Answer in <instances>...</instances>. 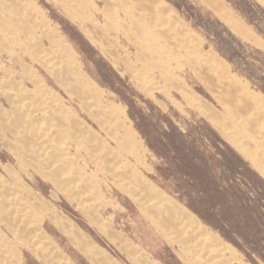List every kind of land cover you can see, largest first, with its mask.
Returning <instances> with one entry per match:
<instances>
[{
    "label": "rangeland",
    "instance_id": "rangeland-1",
    "mask_svg": "<svg viewBox=\"0 0 264 264\" xmlns=\"http://www.w3.org/2000/svg\"><path fill=\"white\" fill-rule=\"evenodd\" d=\"M138 2L150 15L145 30L133 21L143 16ZM17 3L27 5L28 22L17 19L33 21V37L19 27L24 49L0 31V76L27 88L19 95L29 101V122L48 131L51 144L33 154L36 143L27 150L0 121V183L8 190L0 187V200L26 214L52 264H264V171L252 155L254 129L264 127V110L255 108V101L264 105V0ZM40 55L83 84L86 98L66 92ZM12 59L33 69L43 91ZM243 101L254 121L251 138L231 129L240 131L226 111ZM10 108L0 96V109ZM142 183L152 187L147 200ZM165 196L203 252L151 216L155 204L167 209ZM1 211L0 264H51ZM205 250L210 261L198 263Z\"/></svg>",
    "mask_w": 264,
    "mask_h": 264
},
{
    "label": "bare ground",
    "instance_id": "bare-ground-1",
    "mask_svg": "<svg viewBox=\"0 0 264 264\" xmlns=\"http://www.w3.org/2000/svg\"><path fill=\"white\" fill-rule=\"evenodd\" d=\"M107 1V0H106ZM120 1V0H119ZM140 1V0H139ZM104 2V1H103ZM133 2V1H132ZM8 3V2H7ZM108 3V8L109 10L112 9L111 5L109 4L110 2H107ZM3 4V3H2ZM21 4V2L19 3ZM18 3H17V0H10V3H8V8H2L0 9V31H4V32H7V34H12L13 35V39H14V42L18 43L19 45H22V47L20 46V48H24L26 49V46L25 44H22V43H19L18 42V35H17V32L20 31L19 27L21 26V29L24 28L25 32H26V38H31L32 39V33H33V30H32V27L30 26L31 24H34V23H30L25 25V26H22L23 24H21V21L19 20V18L17 19L18 15L20 17L21 20L24 19V21L26 22L27 21V18L25 19V17H27V15H29L27 12L28 10L26 11V7L25 5L23 6H20ZM30 4V3H29ZM76 4V2H75ZM22 5V4H21ZM118 6V5H117ZM10 7H12L10 9ZM95 7V6H94ZM107 7V6H106ZM136 7H139V10L142 13L143 16H140L139 18H137L136 20H133L135 24H139L141 23L142 24V28L145 30L147 28V23L145 20L148 19L147 16H150L148 15V9L144 10L143 8V5H141V3L138 2V5ZM107 8V9H108ZM74 9V8H73ZM114 9H112L113 11ZM139 10H136V11H139ZM73 11V10H72ZM107 11V10H106ZM116 11V10H114ZM68 12V11H67ZM74 12V11H73ZM77 12V11H76ZM111 12V10H110ZM103 13V12H101ZM132 13V12H131ZM77 14V13H76ZM113 14V13H112ZM12 15V16H11ZM37 15V14H36ZM81 15V14H80ZM135 15V14H134ZM39 16V15H38ZM71 16L72 17H75L72 13H71ZM146 16V18H145ZM30 17V15H29ZM109 17V16H108ZM111 17V16H110ZM33 18V17H32ZM78 18V17H77ZM80 18V17H79ZM78 18V19H79ZM117 18V17H116ZM82 19V18H81ZM30 20V19H29ZM116 20V19H115ZM28 22V21H27ZM26 22V23H27ZM33 22V21H32ZM94 22V21H93ZM115 22V21H114ZM42 23V22H41ZM92 23V22H91ZM82 24V28H84L86 30V27L83 23ZM88 24V23H87ZM90 24V23H89ZM88 24V25H89ZM44 25V24H43ZM43 25H39V29L41 30V34L44 35L45 37H47L48 39H50V35H48L47 33V30L46 28L43 26ZM149 29H151L149 27ZM6 30V31H5ZM50 31V30H49ZM1 33V32H0ZM35 33V32H34ZM145 33V31H144ZM6 35V34H5ZM7 35V36H8ZM10 35V36H12ZM22 35V34H21ZM25 35V34H24ZM9 37V36H8ZM137 37V36H136ZM5 38V37H4ZM151 39V37H149ZM155 38V37H154ZM51 41H52V38H51ZM154 41V40H153ZM152 41V42H153ZM4 42V41H3ZM52 43V42H51ZM3 44V43H2ZM4 45V44H3ZM52 45V44H51ZM7 46V45H6ZM33 46V45H32ZM36 46V44L34 45ZM42 46V45H41ZM47 46V45H46ZM51 47V46H50ZM58 47V46H57ZM146 47V46H145ZM32 48V47H31ZM35 48V47H34ZM37 48V46H36ZM56 48V47H54ZM40 49V48H39ZM40 51V50H39ZM38 51V52H39ZM43 52V51H41ZM49 52V51H48ZM58 52V51H57ZM66 52V51H65ZM40 54V53H39ZM47 54V53H45ZM49 55V54H48ZM161 55V54H160ZM42 55H40L41 57ZM59 56V55H58ZM57 56V57H58ZM15 57V56H14ZM15 59H17L15 57ZM15 59H12V60H15ZM59 59V58H58ZM11 60V61H12ZM38 60V59H37ZM40 62L43 63V65H45V67L49 70H51V74L53 75V77L55 78V80L59 83H61V85L64 87V89L66 90V92H69V93H72L74 95H77L78 97H80L81 99H84V97L86 95H84V89H82V87L84 86H81L80 84H76L75 81L71 82L70 80H68V78L63 75L64 72L62 73L61 70H60V67L59 65L57 64L58 62L57 61H53V60H50V61H47L48 60V57H47V60L45 59V56H42L41 59H39ZM161 60V59H160ZM20 61V60H19ZM18 60H15V62H19ZM64 61V60H63ZM57 62V63H56ZM61 63V62H60ZM64 63V62H63ZM2 64V63H0ZM20 64V67H21V70H22V74L20 75L21 77L25 78L26 76L29 77V79L35 84L34 86H36V88L39 90H42L44 88L41 89V86H40V83H39V80H37L38 78L35 79L34 75L32 74V70L30 71V68L28 66H26V64H24L22 61L19 62ZM1 66V65H0ZM63 66V65H62ZM164 69V68H163ZM166 71V70H165ZM8 74V73H7ZM65 74H68V73H65ZM18 75V74H17ZM146 76V75H145ZM69 77V76H68ZM70 78V77H69ZM143 78V79H142ZM142 80L146 81L147 78L144 77V75H142ZM26 80V79H25ZM7 82V81H6ZM41 82V81H40ZM23 83V82H22ZM75 83V84H73ZM79 83H82V82H79ZM8 84H5V79H3V77L0 76V96H4L6 101L9 103L10 105V110L9 111H5V110H1L0 109V121L1 122H6L9 124V130L10 133H12V135L14 134L17 138V140L20 142L19 144H23L25 146V148L29 149L31 151L32 149V153H36L38 152V150H42L43 147H41V145H43V143H45L46 141H48V143L50 142V139L47 138V132L46 131H43V130H38V128H36L33 123L29 122L30 120L28 119V111H27V108L25 107V103L24 101L27 100V97H23L21 95H19V90H23V93L25 92L28 93V90L27 88H23L21 87L20 85H12L11 87L7 86ZM49 88V87H48ZM47 89V88H46ZM39 90V91H40ZM49 90V89H48ZM30 91V90H29ZM50 91V90H49ZM32 92V91H31ZM36 92V90H35ZM45 92V91H44ZM30 93V92H29ZM33 93V92H32ZM30 93V94H32ZM46 93V92H45ZM27 96V94H26ZM35 96V95H33ZM29 97V96H28ZM53 98V97H52ZM86 98V97H85ZM95 98V97H94ZM44 99V98H43ZM96 99V98H95ZM234 99H239V98H234ZM88 100V98H87ZM28 101V100H27ZM35 101V100H34ZM32 101V102H34ZM37 101V100H36ZM40 101V100H39ZM58 101V100H57ZM29 102V101H28ZM51 102V101H49ZM55 102V101H54ZM90 103V102H89ZM43 104V103H42ZM3 106V105H2ZM37 106V105H36ZM39 106V105H38ZM28 107V106H27ZM32 107V110H33V106ZM42 107V105H41ZM44 107V106H43ZM47 107V106H46ZM3 108V107H2ZM30 108V107H29ZM28 108V109H29ZM45 108V107H44ZM48 108V107H47ZM255 108H259V109H262L264 110V105L263 104H260V103H257L255 101ZM6 109V108H5ZM43 109V108H41ZM106 109V108H105ZM45 110V109H44ZM36 111V110H34ZM226 111H227V114H228V117L229 115L233 118L231 119V122L237 126L239 128L240 131L236 130L235 127H232L231 129H234L235 131L238 132L239 136L240 137H245V138H251L250 136V132H251V129H250V123H253V118L251 119H246V117H248L250 115V104L248 102H244L243 101V104L239 105L237 104L234 108H233V111L230 112V110H228V108H226ZM93 112V111H92ZM105 112H107L105 110ZM109 112V111H108ZM37 113V112H36ZM35 113V114H36ZM88 113V112H87ZM89 114V113H88ZM34 115V113H33ZM32 115V116H33ZM51 115V114H49ZM112 116V115H111ZM210 116V115H209ZM72 117V115H71ZM38 118V117H37ZM49 119V118H48ZM72 119V118H71ZM101 119V117H100ZM41 120V119H40ZM245 121L246 123H248L247 127H243L242 126V122ZM36 122V121H34ZM36 124V123H35ZM102 124V123H101ZM254 124V123H253ZM37 125V124H36ZM52 126V125H51ZM58 126V125H57ZM45 128V127H44ZM51 128V127H50ZM48 128V129H50ZM20 129V130H19ZM243 129H245L246 131L244 132ZM65 131V130H64ZM75 131V130H74ZM254 132L258 133V135L255 137V138H259V139H255L254 143L255 145L258 147V149L252 154L255 158H256V161L257 163H259L261 166V169L264 171V138H262V132H264V127L262 125L259 124V126L256 127V129H254ZM5 134V133H4ZM52 134V133H51ZM67 134V133H66ZM73 135V134H72ZM54 136V135H53ZM68 137V136H67ZM78 137V136H77ZM83 137V136H82ZM64 138V137H63ZM253 138V137H252ZM52 140V139H51ZM65 142V141H64ZM83 142V141H82ZM33 143L36 145H38V147L35 145L32 147ZM63 143V142H62ZM68 143V142H67ZM51 144V143H49ZM48 144V145H49ZM65 144V143H64ZM5 145V144H4ZM45 146V145H43ZM53 146V145H52ZM32 147V148H31ZM47 147V145H46ZM46 147L44 149H46ZM49 147V146H48ZM24 148V147H23ZM31 148V149H30ZM27 149V150H28ZM48 150V149H47ZM24 151V150H22ZM27 152V151H25ZM65 152V151H64ZM257 152V153H256ZM31 153V152H30ZM46 153V152H45ZM49 153V152H48ZM32 154V155H33ZM39 154V153H38ZM37 154V155H38ZM23 155V154H22ZM53 155V154H52ZM61 155V154H60ZM68 155V154H66ZM94 155V154H93ZM41 156V155H40ZM32 157V156H31ZM48 157L49 154H48ZM47 157V158H48ZM56 157V156H55ZM69 157V155H68ZM72 157V156H71ZM37 158V156H36ZM34 158V160L36 159ZM42 158V156L40 157ZM65 158V156H64ZM32 159V158H31ZM53 159L54 156H53ZM68 159V158H67ZM43 160V158L41 159ZM54 162L52 163H56L55 161L56 160H53ZM72 161V160H71ZM70 162V161H69ZM72 164V163H71ZM52 165V164H50ZM54 166V165H53ZM68 166V165H67ZM51 167V166H50ZM46 168V167H45ZM53 168V167H52ZM54 168H56V166H54ZM53 168V169H54ZM59 168V167H58ZM61 168V167H60ZM64 169V168H61V170ZM65 170V169H64ZM71 170V169H70ZM114 170V169H113ZM124 170V169H123ZM126 170L123 171L122 173L120 174H126ZM57 174H60V173H57ZM12 175V174H11ZM65 175H68V174H65ZM13 176V175H12ZM63 176V175H62ZM2 177V176H1ZM0 177V178H1ZM60 177V176H59ZM72 177V176H70ZM57 178V177H56ZM74 178V177H72ZM87 178V177H86ZM61 179V177H60ZM59 179V180H60ZM66 179V178H64ZM75 179V178H74ZM56 180V179H55ZM62 180V179H61ZM69 180V179H68ZM79 180V179H78ZM138 181L140 180V177H135V181ZM76 181V180H75ZM74 181V183H75ZM57 184L60 186L61 182L60 181H57ZM65 184V183H64ZM70 184V183H69ZM0 187H2L3 189L5 188V186H2V183H0ZM57 186V185H56ZM67 186V184H66ZM135 186V185H134ZM143 189V191L145 192V198L141 197V194H143L142 190L139 188L138 190H136V194H137V197L138 199L142 198V200H147L148 198L152 197L150 196V192L149 191H152V187H150L148 184H145V183H142L140 185ZM63 187V186H61ZM79 187V186H78ZM0 188V189H2ZM6 189V188H5ZM72 189V188H71ZM7 190V189H6ZM66 190V188H65ZM1 191V190H0ZM8 191V190H7ZM6 191V192H7ZM5 192V191H4ZM142 192V193H141ZM1 195V194H0ZM9 195V194H8ZM77 197V196H76ZM3 198V197H2ZM6 198H8L6 196ZM11 198V197H9ZM16 198V197H15ZM27 198V197H26ZM14 199V198H13ZM165 199H167L169 202H167L168 204V207L167 209H165V206H161V205H158V204H155L153 205V208L150 212L151 216L156 219V221H160L161 224L164 226L165 229L167 230H170V231H174L176 233V235H178L179 239L182 240L183 243H185L187 241V245L190 246L189 248L191 249H196V252L198 251H204V244L203 242H201V240H196L194 234H193V231L191 230H188L186 228L185 225L182 224V221L180 220V218L178 216H176V213H178L177 209H176V205L170 200L168 199L166 196H165ZM17 200V199H15ZM80 200V199H79ZM81 201V200H80ZM0 208L2 209L1 211V217H5L7 219H10V230L11 231H14V232H17V231H22L25 236H23V241L25 244L28 245V247H30V249L36 254L38 255L44 262H49L52 264L51 262V254L49 251H46V246L43 245L44 242L40 241L39 239H36L34 236H32V232L30 230H27V228H30L28 226V219L26 220L25 219V215L19 211H17L16 209L17 208H14L12 205V203H8L9 208H6V203L1 201L0 200ZM25 205V204H24ZM19 206V205H18ZM25 207V206H24ZM20 208V207H19ZM36 208V207H35ZM29 209V208H28ZM27 209V210H28ZM22 210V209H21ZM166 211H168L166 213ZM27 213V212H26ZM33 214V213H32ZM26 220V221H25ZM9 222V221H8ZM7 224V223H6ZM7 226V225H6ZM37 227V226H36ZM208 254H206V250H205V253H202L201 255H199L198 257H196V261H201V262H205V261H208V259H205L206 257L208 258ZM210 257V256H209ZM214 259V258H213ZM210 261V260H209ZM208 261V262H209ZM207 262V263H208ZM199 263V262H198ZM219 263V262H218ZM211 264V263H210ZM212 264H217L214 262H212Z\"/></svg>",
    "mask_w": 264,
    "mask_h": 264
}]
</instances>
